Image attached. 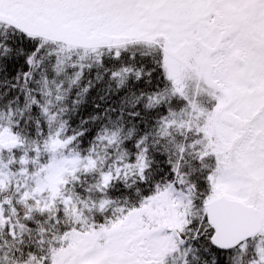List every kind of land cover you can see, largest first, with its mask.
Returning <instances> with one entry per match:
<instances>
[{
    "label": "snow or ice",
    "instance_id": "1",
    "mask_svg": "<svg viewBox=\"0 0 264 264\" xmlns=\"http://www.w3.org/2000/svg\"><path fill=\"white\" fill-rule=\"evenodd\" d=\"M0 264H264V0H0Z\"/></svg>",
    "mask_w": 264,
    "mask_h": 264
}]
</instances>
